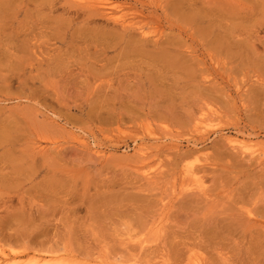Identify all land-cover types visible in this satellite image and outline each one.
<instances>
[{
    "label": "rangeland",
    "instance_id": "374dc122",
    "mask_svg": "<svg viewBox=\"0 0 264 264\" xmlns=\"http://www.w3.org/2000/svg\"><path fill=\"white\" fill-rule=\"evenodd\" d=\"M0 259L264 264V0H0Z\"/></svg>",
    "mask_w": 264,
    "mask_h": 264
},
{
    "label": "bare ground",
    "instance_id": "6f19581e",
    "mask_svg": "<svg viewBox=\"0 0 264 264\" xmlns=\"http://www.w3.org/2000/svg\"><path fill=\"white\" fill-rule=\"evenodd\" d=\"M156 35V34H155ZM158 35V34H157ZM142 36H143V34H142ZM234 139H232L231 138V141H230V143L231 144H233V145H239L241 148H243V149H248L249 148V142L248 141H245L243 138L242 139H239L238 137H233ZM252 153V152H251ZM253 153H255V152H253ZM4 257L5 256H3V260H4V262L6 261L5 259H4ZM6 258V257H5ZM3 260H1L0 259V261H3ZM7 262V261H6ZM1 264V263H0ZM34 264H49L48 262L47 263H45V262H42V261H36ZM199 264V263H198Z\"/></svg>",
    "mask_w": 264,
    "mask_h": 264
}]
</instances>
